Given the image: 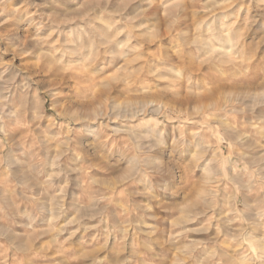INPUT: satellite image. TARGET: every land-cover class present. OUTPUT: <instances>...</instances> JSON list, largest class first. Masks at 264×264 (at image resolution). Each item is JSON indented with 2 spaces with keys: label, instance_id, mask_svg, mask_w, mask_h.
<instances>
[{
  "label": "rangeland",
  "instance_id": "1",
  "mask_svg": "<svg viewBox=\"0 0 264 264\" xmlns=\"http://www.w3.org/2000/svg\"><path fill=\"white\" fill-rule=\"evenodd\" d=\"M263 245L264 0H0V264Z\"/></svg>",
  "mask_w": 264,
  "mask_h": 264
},
{
  "label": "bare ground",
  "instance_id": "2",
  "mask_svg": "<svg viewBox=\"0 0 264 264\" xmlns=\"http://www.w3.org/2000/svg\"><path fill=\"white\" fill-rule=\"evenodd\" d=\"M93 30H94V28H93ZM92 32V31H91ZM94 32H95V30H94ZM58 36V35H57ZM60 36V35H59ZM58 38V37H57ZM66 40H67V38H65ZM67 42V41H66ZM116 43L118 44V43H120V42H118V41H116ZM68 44V43H67ZM7 88V87H6ZM9 89V88H8ZM11 90V89H10ZM263 247H264V245H263ZM262 247V248H263Z\"/></svg>",
  "mask_w": 264,
  "mask_h": 264
}]
</instances>
